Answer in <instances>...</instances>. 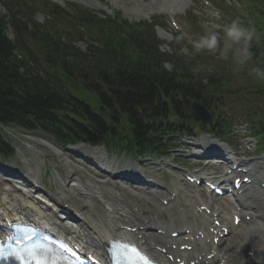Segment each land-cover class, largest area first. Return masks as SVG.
<instances>
[{
    "label": "trees",
    "instance_id": "16d2710c",
    "mask_svg": "<svg viewBox=\"0 0 264 264\" xmlns=\"http://www.w3.org/2000/svg\"><path fill=\"white\" fill-rule=\"evenodd\" d=\"M4 2L0 125L41 130L65 144L84 141L142 155L161 153L170 132L186 130L191 98L217 116L211 131L227 134L232 117L224 100L235 93L230 91L233 79L247 78L255 83L243 89L259 95L263 108L257 111L259 118L248 110L245 115L264 135V82L247 70L236 75L230 68L204 76L207 57L185 59L175 43L172 53L160 50L157 22L129 21L115 13L101 17L76 3ZM38 12L45 14L44 23L36 19ZM77 40H88L87 48L78 47ZM253 52L252 66L264 67V45ZM167 62L173 63L172 71ZM194 66L200 67L196 73L191 71ZM173 112L181 121L168 119ZM6 148L0 134V153L6 154Z\"/></svg>",
    "mask_w": 264,
    "mask_h": 264
},
{
    "label": "rangeland",
    "instance_id": "374dc122",
    "mask_svg": "<svg viewBox=\"0 0 264 264\" xmlns=\"http://www.w3.org/2000/svg\"><path fill=\"white\" fill-rule=\"evenodd\" d=\"M51 2L58 3L61 6H66L68 2H74L79 5H82L90 10H93L94 12H106L107 14H112V12H116L119 15L130 19L131 21H139V20H145V19H153L156 18L158 22L161 24V26L157 27V33L158 35L162 36V40L165 41L166 45L163 47V50H170L169 44L173 41V34L179 32L180 30H183L182 32L184 34H191L192 32H196L197 35H201L204 31L202 25L205 22L211 21L216 19V14L218 13L221 22H224V18H228V20L233 19L234 17L239 16L240 18H243L244 22L247 23L248 21L256 22L258 19L253 17V13H255L256 16H259L262 23V27H260V32L264 33V0H208L210 3L206 4L205 0H49ZM223 5L226 10L230 9L228 12L227 10V17L224 15V13L221 11V7ZM246 9L249 14H251V17L249 15H245ZM7 9L5 7L4 1L0 0V13L5 12ZM259 10L260 12H258ZM192 13L195 16L196 19V25L197 29L191 30L188 28V31L184 29L185 26V17L188 13ZM176 19L177 26L172 25L171 20ZM185 18V19H184ZM37 19L40 22H43L45 19L44 14L37 13ZM11 35V34H10ZM190 36V35H189ZM196 36L195 38H197ZM193 36H190V39H195ZM185 40L186 43H189V40ZM77 44L79 47L85 49L87 47L88 41L87 40H78ZM190 46V44H189ZM209 59H214L215 61L211 64L213 67L218 66V62L221 66H224L226 64V61L220 60L216 57L210 56ZM210 64V63H209ZM168 68H171L172 66L169 64L167 65ZM237 86H242L246 84V81H241V79H237L236 82ZM253 97L249 96H232V100L238 104L240 102L239 100H245L247 104H249L250 108L252 110L256 109V105L252 102ZM252 99V100H251ZM243 105V104H242ZM233 112L235 114H241L242 108L239 109L236 107L233 108ZM241 124L247 123L244 122L243 116L241 117ZM195 121V120H194ZM247 121V120H246ZM196 122V121H195ZM195 122H193L195 124ZM2 133L5 135V137L11 142L16 145L17 147V153L15 157L9 162V170L12 172L21 175L24 178H29L30 180L41 182L42 185L47 188L49 191H52L53 193L60 194L63 192L62 190V184L63 181L65 182L68 175L67 167L63 164L66 162H62L60 159L59 154L48 144L45 140V138L53 140L51 137L41 133V132H29L25 131L16 127H9V128H3ZM199 134L202 133L200 130L198 132ZM233 133L231 137V146L235 147L237 151L244 156L245 158L248 154H252L255 152L256 143L253 138H249L248 141L242 142L240 141V136L243 137V135L246 133L243 129H240L239 132ZM203 136V135H202ZM202 136H198L195 138H186L184 140H175L178 142V144H182L184 148H188L189 151H185L184 153L178 152V153H172V155H167V158L165 161H162L156 164V162H153L154 160H151V157L137 159L133 155L130 154H124V155H110L108 154L105 161H102V163L98 160H95L96 158L90 160L92 163H94L98 168L102 169V173L104 176L109 177L110 179L113 178L114 172H122L125 170L128 171H135V170H142L143 167L146 172L149 173L151 176H155L158 179L165 180L169 183V178L167 177V174L165 169H162L160 171V168L162 166L169 167L170 173V183L177 184V178H173L175 173L171 170V165L178 163L180 166L184 167H195L202 164V161H199V159L194 158L193 155L199 154L197 147L200 146V142L203 139ZM211 136V135H210ZM212 137V136H211ZM54 141V140H53ZM210 143H218L217 140H215L213 137L209 140ZM75 146L71 147L73 149ZM250 148V149H248ZM75 150V149H74ZM80 152V151H77ZM82 153V152H80ZM101 153V154H100ZM194 153V154H193ZM66 156L72 158L73 160H67L69 164L72 165L76 169L75 175H70L73 177V187L70 186L71 193L70 196L68 195V198L70 199L71 203L73 205L80 204V201H82L80 196V191L84 187V184H90L92 181V178L96 176L97 174H101V172L90 162L87 160L76 156L73 153H65ZM82 155L86 156L84 153ZM104 152L96 153L93 157L99 156L101 158L104 156ZM92 157V156H91ZM174 162V163H173ZM197 163V164H196ZM103 164L105 166H103ZM194 164V165H193ZM72 167L70 169H72ZM108 171V172H107ZM216 171H220V169H216ZM258 171H261L264 173L263 166L258 167ZM183 175L182 172H178L177 176ZM61 178V179H60ZM69 179V178H68ZM175 180V181H174ZM186 182V181H185ZM95 184V183H94ZM189 188H193L194 186L186 183ZM122 188V186H120ZM94 191H98L97 188H94ZM163 192V191H160ZM184 192H182L183 194ZM203 198L208 199V196L201 191L200 193ZM150 196V194H148ZM197 196H199V192L197 193ZM132 197L134 200L136 199L140 203V207L144 213L145 218H155V215H157V211L161 210L163 212L162 215L159 217L164 218V220H167L168 223H170V218L167 216V212L171 211L175 217H179L180 222L176 223L172 228L173 229H179L182 226H189L187 222L183 223L184 219L187 217H190L193 220V225L195 223L194 218V204L192 202H189L188 206H181V204L178 203H170L166 206L161 205L157 201H153L152 199L148 201H144V199H139L138 197ZM109 200V199H106ZM142 200V201H141ZM208 201V200H207ZM206 201V203H207ZM202 200H197V203L200 204ZM230 206L227 207L226 212H230ZM97 213V212H96ZM98 213H100V210H98ZM261 215L258 219H253L252 222L243 221L244 225L251 226V223H255L258 221L264 220V212L260 211ZM184 216V218H182ZM155 221V220H154ZM223 221L225 223H229L230 220L228 218H223ZM158 223V221H155ZM264 223V221H263ZM165 226L166 224H162ZM241 227V224L238 226L237 229ZM236 229V231H237ZM254 231V227L251 226V229L247 232L248 234H251ZM236 233V232H235ZM234 240V233H232L226 241L221 245L220 250H222L221 253H225V250L231 242ZM237 247V244H235ZM235 246H233L235 248ZM231 248V247H230ZM252 261V260H251Z\"/></svg>",
    "mask_w": 264,
    "mask_h": 264
},
{
    "label": "bare ground",
    "instance_id": "6f19581e",
    "mask_svg": "<svg viewBox=\"0 0 264 264\" xmlns=\"http://www.w3.org/2000/svg\"><path fill=\"white\" fill-rule=\"evenodd\" d=\"M204 137L205 139L203 140H206L209 142V137L208 136H204ZM47 142L57 150L56 146L52 142L50 141H47ZM77 151L84 153L86 156L82 155V153L77 152ZM219 151L220 150L215 149V151L211 153L219 154ZM71 152L78 156L84 157L86 159L94 158L93 156L96 153L99 154V152H104L105 153L104 156H106V152L103 148L90 147L86 145H77L73 149H71ZM239 166L242 168L248 167L246 164H243V165L240 164ZM71 167H72L71 165L67 164L69 174L75 175L77 171L74 167L70 169ZM252 177L258 178L259 176L254 175ZM72 182H73V179H71L69 183H72ZM261 182H264V181H261ZM91 183H93V181ZM247 192H248L247 194L242 195L236 191L235 196L238 198L239 201H242V203L245 202L247 205L256 204L258 200L261 201V198H258V196L256 198L249 199L247 195L251 193L250 189H248ZM252 193H256V191L253 190ZM104 194L105 193H103V196ZM142 194L144 193L140 192L138 195L142 196ZM110 196H111L112 202L110 203V205H108L109 210H106L104 207L100 205L98 207L99 208L98 210H100V213H98V210H96L97 213L93 212L91 209V206L86 203L79 205V207H82L81 209L84 210L85 220H84L83 225L76 226L75 232L79 234L78 236L81 240L83 239L87 240V243L94 249L95 253L98 256L102 257L101 251L104 250L106 241H109L110 239H114L115 237L132 239L133 241H136L137 243L140 242L142 246L148 252H150L151 254L161 259H164L169 253L176 254L178 257L179 256L185 257L184 256L185 253L184 252L181 253L180 248L175 249V250L173 249L174 244L178 246L181 244H192L193 250L187 256L192 255V253L194 252H197L199 247L202 245L201 244L202 241L200 239H195L192 241V243L187 242V241H182L181 243L179 242L180 239H176V238L173 239L172 237H169L165 240V237L161 239L157 235H153L149 233V229L145 228L147 225L149 226V224H147V222L143 219L141 208L138 206V204L136 206V204L134 203L132 204L131 207H129L127 206V204L124 203V201L119 199L117 196H114V195H110ZM106 201H109V200H106ZM17 202L19 206L17 210H21L22 208H25L22 206V204H25L24 202H19V201ZM65 202L66 200H61V202L58 200H54L53 203L55 206L62 208L61 203H65ZM0 207L5 211L4 215L5 217H7V220H10L9 214H12V211L4 208L1 204H0ZM25 209L26 210L23 215L34 217L31 214V210L27 208ZM90 212H92L94 215L89 214ZM214 213H216V211L213 209L212 216ZM258 213H260V211ZM198 215H203V214L199 213ZM46 216L50 220H52L53 223L56 225V227L60 229L61 231H65L67 234L71 232V229L64 226V224L57 222L59 220L55 218L56 216L54 215V211H47ZM205 217L206 216L202 217L203 221ZM263 221L251 223V226L254 227V231L251 234L247 233L251 229V226L244 225V222L242 221L241 227H239V229H237L236 233L234 234L233 242H231V244H229V246L224 250L225 253H229L228 256L226 257L227 258L226 264H264V223ZM3 222H4L3 224H6V220H3ZM171 222L174 223L173 220ZM141 225H143L144 227L143 229H140ZM204 225L208 226L209 224L204 223ZM123 226L136 227V231H128L127 229H122ZM222 227H224V225ZM140 235L142 239H139ZM178 237L183 238L182 236H178ZM141 240H144V242H142ZM233 244L234 246L235 244H237V247L235 246V249L233 247ZM162 250H165V252H163ZM249 252H255L254 255L255 254L257 255L258 253L260 255V259H259L260 262H252L251 261L252 259H248ZM198 255L193 257L192 259L197 260V263L205 261L204 259L200 260ZM217 257H219V255H217ZM168 260L169 259H167L166 261ZM210 263H213V262L211 261Z\"/></svg>",
    "mask_w": 264,
    "mask_h": 264
},
{
    "label": "clouds",
    "instance_id": "9594fccd",
    "mask_svg": "<svg viewBox=\"0 0 264 264\" xmlns=\"http://www.w3.org/2000/svg\"><path fill=\"white\" fill-rule=\"evenodd\" d=\"M202 27L203 33L195 39H190L189 43H184L183 32L175 35L174 42L179 45V55L194 57L198 54H206L226 62L231 61L233 74L238 75L247 70L249 76L264 82V67L252 66L253 48L264 45V34L253 22L245 23L239 16L221 22L217 13L216 19L205 22ZM199 70V66L191 68L193 73Z\"/></svg>",
    "mask_w": 264,
    "mask_h": 264
},
{
    "label": "snow or ice",
    "instance_id": "6c2138e0",
    "mask_svg": "<svg viewBox=\"0 0 264 264\" xmlns=\"http://www.w3.org/2000/svg\"><path fill=\"white\" fill-rule=\"evenodd\" d=\"M10 239H12V238H10ZM24 240H30V238L28 236H25V237L21 238L20 240H15V243L17 245H19V244L23 243ZM4 243H5L4 241H0V260L12 259V260L19 261L20 264H25L23 257H20L17 253H11L10 256L5 255ZM113 243L116 244V243H120V242L113 241ZM121 246L123 247V249L125 251H128L130 249L131 255L133 257H136L139 260L144 261L145 264H150V261H148L147 258L135 246L128 245V244H122ZM24 250L28 253L33 252V249L27 248V247ZM39 251L40 252H46L47 250L44 248H40ZM125 260L127 261V264H135V260L130 258V257H125ZM27 264H48V260L46 257L44 259H37L36 256L33 255L32 260L27 261ZM52 264H58V262L52 261Z\"/></svg>",
    "mask_w": 264,
    "mask_h": 264
},
{
    "label": "water",
    "instance_id": "95a60500",
    "mask_svg": "<svg viewBox=\"0 0 264 264\" xmlns=\"http://www.w3.org/2000/svg\"><path fill=\"white\" fill-rule=\"evenodd\" d=\"M191 112L197 117L202 119L206 124H211L213 122V117L208 112V110L197 102L191 103Z\"/></svg>",
    "mask_w": 264,
    "mask_h": 264
}]
</instances>
